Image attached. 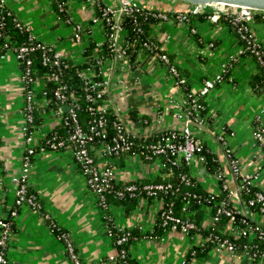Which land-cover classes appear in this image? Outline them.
Returning a JSON list of instances; mask_svg holds the SVG:
<instances>
[{
  "label": "crops",
  "instance_id": "crops-1",
  "mask_svg": "<svg viewBox=\"0 0 264 264\" xmlns=\"http://www.w3.org/2000/svg\"><path fill=\"white\" fill-rule=\"evenodd\" d=\"M100 1L114 4L117 0ZM140 1L156 9L187 6L183 2L171 3L168 0ZM4 2L17 20L29 26L36 39L61 51L73 63L88 61L84 51L93 41L95 57L106 40L102 22L94 20L96 6L89 0L65 2L66 11L83 25L80 39L74 36L73 24L67 23L56 11L52 0ZM206 10L214 13L225 9L211 7ZM251 29L264 47V14L253 20ZM150 35L186 78L187 86L177 84L161 61L139 47L130 67L119 69L109 58H104L101 63L102 74L110 77V107L134 134L146 136L152 131L178 125L179 111L185 99L198 90L203 79L225 69L227 75L223 81L203 97V124L193 127L205 155L208 152L215 165L210 169V160L206 163L194 160L189 170L201 186L219 193L215 171L220 167L224 173L228 172L222 152L223 143L218 139L222 134L238 157L243 171H254L258 164L261 165L253 185L264 192V157L252 134L255 116L260 115L264 120V84H253L252 77L258 71L257 62L252 55L239 53L243 42L234 26L226 16L219 15L215 20L207 15L202 18L192 16L190 22L183 23L157 20L151 25ZM99 68L87 66L83 70L87 75H94ZM20 75L21 64L15 55L0 52V216L12 220L7 264H73L63 241L57 238L56 231L50 228L42 212L15 204L16 184L13 178L21 171V156L28 145L22 128L24 87ZM41 87V82L34 85L40 109L36 112L38 119L31 140L33 145L54 127L64 132L60 128L61 117L53 112L54 107H46L42 112ZM130 110H135L137 119L130 116ZM96 160L99 164L111 161L119 182L154 179L164 173L157 157L147 161L139 155L108 157L99 152ZM27 184L28 189L36 194L42 210L68 232L75 251L86 264H118L107 258L117 251V245L107 234L110 225L131 231L132 237L127 244L131 264H178L194 245L204 241L198 229L187 233L171 227L156 231L162 198H140L129 206L113 200L106 207L99 205L96 195L87 188L84 174L69 147L36 151L31 157ZM229 186L234 187V182L230 180ZM232 203L234 207L242 208L236 194ZM211 207L203 205L200 220L203 227L210 220ZM12 210L16 213L11 216ZM251 214L254 215L253 212ZM254 216L264 220V217ZM231 228L227 221L220 229L222 233L229 234ZM190 263L258 264L239 251L232 253L213 246L204 254L193 255Z\"/></svg>",
  "mask_w": 264,
  "mask_h": 264
},
{
  "label": "built area",
  "instance_id": "built-area-1",
  "mask_svg": "<svg viewBox=\"0 0 264 264\" xmlns=\"http://www.w3.org/2000/svg\"><path fill=\"white\" fill-rule=\"evenodd\" d=\"M89 1L96 6L94 20L101 21L104 28H107V36L109 39L108 57L100 55L99 48L96 51L95 58L97 66L100 67L99 70L94 72V75H87L83 69L78 72L84 79L86 88L89 89L85 96L92 103L88 106V109L93 117L88 121V126L85 128L80 122L77 114L79 104L77 96H72L68 99L62 91L65 86L58 85L53 90V94L58 100L57 105L53 108V112L60 115V128H63L64 132H60L59 127H54L48 134L40 139L37 144H34L35 146L33 143L31 144V140L34 137L35 112L40 109L34 88L36 82L42 83V87L39 90L41 95L40 105L44 108L42 112H45V107L49 105L50 101L48 92L44 88L43 78L36 74V69L32 64V57L29 54L37 48L42 50V63L52 67L51 71L46 74V79L53 82L59 81L61 77V65L67 66L68 59L64 57L61 51L54 49L48 43L36 39L31 34L29 26L24 25L16 18L14 19L16 25L28 31L29 42L17 44L11 41L9 34L2 31L4 14L0 10V39H3V41H0V47H4V53H13L20 62V79L24 87V122L22 128L28 145L26 144L21 156V171L13 178L16 184L15 204L26 205L34 211L42 212L50 228L56 231L57 238L63 241L66 253L73 264L86 263L80 259L75 251L68 232L59 227L48 212L42 210L36 194L28 189L27 176L31 166L32 155L36 151L57 150L69 147L71 148L76 164L84 174L87 188L96 195L99 205L104 207L108 205L107 195L109 193H113L119 198L125 196H134L137 199L159 197L163 199V205L158 213V216L161 218V225L177 228L186 233L190 232V229L196 228L195 222L185 216L189 215L190 211H185L184 216L177 214L174 209L173 200L166 201L165 199L166 194L170 192L173 193L178 189V186H176L173 181H152L143 185H138L134 179V181L119 183L115 176L113 163L106 160L102 164H99L96 160V155L99 152L108 157L131 154L139 155L142 159L147 161L157 157L160 160L164 172L163 176L170 174L171 164L185 163L190 165L194 160L206 163L207 158L203 144L201 140L196 137L193 127L200 126L204 121V113L202 111L204 109V104L200 101V98L206 95L212 87L222 82L225 78V69H223L215 75L203 79L193 96L189 100L185 99L183 102L181 110L179 111L180 123L157 130L160 131L159 135L154 138L152 137L149 142L141 144L139 149L134 150L133 146L135 145L134 138L136 134L133 133L132 129L118 113L115 112L116 117L111 123L113 133L109 135L106 129L107 118L105 114L107 109L111 108L108 97L110 77L102 74L101 63L104 58H109L112 64L118 65L119 69L130 67L126 52V47L128 45L127 40L124 38V35L121 37L122 33H126L122 25V17L140 8H146L152 11L148 13L157 16L160 20H173L177 23H183L190 22L193 14L202 10L200 6L195 5H187L182 9H178L174 6H170L166 9H156L146 6L140 0H117L114 4L103 3L100 0ZM171 3L174 2L171 1ZM59 5L60 9L63 8L61 3ZM4 6H6L4 0H0V8ZM64 10L66 11L65 7ZM257 11H261V9L248 6H237L235 11L214 12L207 15V17L215 20L221 13H233L230 18L231 24L234 26L243 42V46L239 53L243 52L252 55L264 72V47L255 38L251 29L254 13ZM6 12L10 13L11 11L7 9ZM67 14L64 20L67 23L73 24L74 36L80 39L83 29L82 23L76 20L69 12H67ZM191 30L194 31V28H191ZM141 48L150 49L155 59L161 61L167 67L177 84L182 86L186 85V78L181 74L175 63L170 60L169 55L164 51H160L159 45L146 40L141 42ZM64 104L69 105L68 109L65 111L62 110V105ZM254 120L256 123L253 125L252 134L256 145L260 148L262 156L264 157V120L260 115L255 116ZM153 132L155 131L147 135H152ZM218 139L223 143L222 152L225 164L228 167V172L224 173L219 167L215 171V175L218 180H220V189L226 192L228 199L219 200L216 211L213 215L211 214L206 228L213 226L218 221L220 215L225 214L228 216V221L232 226L231 233L235 234V236H246L249 241L244 243L242 248H239L238 244L241 243H236L228 237H222L212 230L204 237V241L200 242V246L208 240L213 243L212 246L216 249H224L232 253L239 251L249 260L258 264H264V248H259L257 242H250L252 239L256 238L264 243V220L257 219V217L254 216L259 215L264 217V192L257 189L253 192L252 196L245 200H243L241 196V191H247L249 185L253 184V179L257 177V170L261 165L258 164L256 166L257 170L243 171L238 157L227 141L224 140V136L220 134ZM178 178L179 181L185 184H190L191 182L190 176L186 173L179 174ZM230 180L234 182V187L229 186ZM235 194L239 196L242 208H236L232 205L229 206V201H232ZM192 197H198V195L191 191L185 192L184 206L189 203ZM184 206L182 208H184ZM239 211L247 213L253 218L252 220L254 222H248L244 218L242 219L243 225L240 226L234 220L235 212ZM251 212H253L254 215L251 214ZM15 213L16 211L12 210L10 215L12 216ZM113 228L114 229L108 226L107 234L117 245V251L115 254H110L107 258L116 261L118 264H131L130 255L124 243L132 237V234L128 229L122 227ZM11 235V218L0 216V264H7V248ZM178 264H188V261L183 258Z\"/></svg>",
  "mask_w": 264,
  "mask_h": 264
},
{
  "label": "trees",
  "instance_id": "trees-1",
  "mask_svg": "<svg viewBox=\"0 0 264 264\" xmlns=\"http://www.w3.org/2000/svg\"><path fill=\"white\" fill-rule=\"evenodd\" d=\"M56 11L61 15V17L65 18L68 14L67 11L64 10V7L66 6L65 1L66 0H52ZM62 4V7L60 9V5ZM7 6V5H6ZM4 6L3 8H0L2 13L4 14L3 17V26H2V31L4 33L9 34V38L11 41L16 42L17 44L19 43H26L29 42L28 38V31L25 29H21L16 25L15 16L13 15L12 11L10 13H7V9L9 10L8 6ZM152 12L147 10L146 8H140L139 10L133 11L129 15H123L122 17V25L126 31L124 33V38L127 40V47H126V52L128 55V60L130 63L133 61L134 53L137 50V48L141 47V42L142 41H154L152 36L150 35V28L151 25L154 24L157 20H160L157 16L152 15ZM211 14V11L207 10H202L197 13H194L193 16H198L199 18H202L203 15H209ZM264 14V11H257L254 13V19H259L261 15ZM233 13H221L220 16H226L228 18L229 23L231 24L230 18ZM105 33H106V40L105 42L99 47V54L102 55L103 57H108L109 56V49H108V44H109V39H108V31L107 28L105 27ZM0 41H3V39H0ZM95 42H91L86 50L84 51L88 61L83 62V63H73L72 61L68 60L67 61V66L61 65V77L59 81L53 82L51 80L46 79V74L51 71L52 67L49 65L43 64L41 61V53L42 50L40 48L35 49L32 51L29 55L32 57V64L36 69V74L41 76L44 81V88L48 92V97H49V107H55L58 103L57 98L53 94V90L55 87L58 85H64L65 87L62 89L64 94L67 96L68 99H70L72 96H77V100L79 102L78 108H77V114L79 117L80 122L82 125L87 128L88 126V121L93 117V115L90 113V110L88 109V106L91 105V101L86 98L85 94L89 90L86 88V83L84 79L78 74L83 68L87 66H94L97 67L96 63V58L93 55V50L92 47L94 46ZM157 44V43H156ZM4 47H0V52H4ZM148 54L152 55V51L148 48H144ZM160 51H162L160 49ZM249 54V53H248ZM254 58V57H253ZM255 59V58H254ZM257 62V61H256ZM258 66V71L256 74L253 75L252 77V82L254 85H260L264 84V72L262 71V68L260 64L257 62ZM227 75V72H224V76ZM187 85H184V87ZM187 88V87H186ZM188 91V90H187ZM189 92V91H188ZM193 95L188 96V100L192 97ZM204 97V96H203ZM203 97L200 98V101L203 103ZM204 104V103H203ZM46 108V107H45ZM204 112V109L202 110ZM130 116L134 119H137L135 110H130L129 111ZM37 113L35 112V121H37L38 116L36 115ZM106 118H107V123H106V129L111 135L113 133V129L111 127V123L116 117L115 111L112 108H108L106 111ZM256 121L253 123L255 125ZM63 130V128H61ZM61 131V130H59ZM160 131H155L152 133V135H147V136H135L134 142L135 145L133 146L134 150H137L140 148L141 144L149 142L152 137L154 138L155 136L159 135ZM116 156V155H115ZM113 155V157H115ZM118 156H123V155H118ZM210 154L206 152V158L209 161V164H211L213 161H211ZM215 165V163L210 165V169H212ZM186 173L188 176L191 178L190 184H185L181 181H179V174ZM162 180H171L173 181L176 186H178V189L174 191L173 193H168L165 195L166 201L168 200H173L174 204V209L177 214H180L182 216L185 215V211L189 210L190 214L185 215L188 219L192 220L196 224L195 229H190V231H195V230H200L203 234L204 237H206L210 231H214L218 233L222 237H228L231 240H234L236 243H241L238 244L239 248H242V245L249 241L246 236H235L233 233L229 234H224L221 232V226L225 224V222L228 221V216L225 214H221L218 221L211 227H203L200 224V220L202 218V213H203V205H211V214L213 215L216 211V207L218 206L219 200H227L226 192L222 189H220L219 193H213L209 190H207L205 187L201 186L200 183L197 182V180L191 176L190 170H189V165L185 163H178V164H171V172L169 175L166 176H159L154 179H136V183L138 185H143L148 182L152 181H162ZM132 181V180H130ZM134 181V180H133ZM126 182V181H124ZM122 183V182H119ZM220 183V180H219ZM255 185H249L247 191H241V196L243 200L249 198L250 196L253 195V192L257 190ZM260 190V189H259ZM186 191H191L194 192L195 194L198 195V197H192L189 200V203L184 206L185 198L184 194ZM111 200L113 201H122L127 203V205H132L133 203L136 202L137 198L134 196H125L123 198L117 197L113 193H109L107 195V201L110 202ZM232 205V201H229V206ZM184 206V208H182ZM235 209V208H234ZM235 222L238 223L240 226L243 225L242 219H246L248 222H254L251 216H249L247 213H243L241 211L235 212ZM113 228L112 225H110ZM156 231H161L162 229L169 228L168 226H162L161 225V218L158 216L157 218V223H156ZM129 230V229H128ZM130 231V230H129ZM131 232V231H130ZM132 234V233H131ZM130 240V239H129ZM124 243V245L127 247V244L129 242ZM250 242H257L259 245V248H264V243L260 242L256 238L252 239ZM213 243L210 241L206 240L202 246L200 245H194L191 250L187 253L185 256V259L188 261V264L190 263L191 258L193 255H201L204 254L211 246ZM131 263V259H130Z\"/></svg>",
  "mask_w": 264,
  "mask_h": 264
},
{
  "label": "water",
  "instance_id": "water-1",
  "mask_svg": "<svg viewBox=\"0 0 264 264\" xmlns=\"http://www.w3.org/2000/svg\"><path fill=\"white\" fill-rule=\"evenodd\" d=\"M172 2H183L187 5L205 6L211 3H225L230 4V7L223 10V12L235 11L237 6H248L255 9L264 10V0H168ZM68 104L62 105L63 110L68 109Z\"/></svg>",
  "mask_w": 264,
  "mask_h": 264
},
{
  "label": "bare ground",
  "instance_id": "bare-ground-1",
  "mask_svg": "<svg viewBox=\"0 0 264 264\" xmlns=\"http://www.w3.org/2000/svg\"><path fill=\"white\" fill-rule=\"evenodd\" d=\"M209 6V8H220V9H226L230 7V4H225V3H211V4H206L205 7ZM214 12H219V11H214Z\"/></svg>",
  "mask_w": 264,
  "mask_h": 264
},
{
  "label": "rangeland",
  "instance_id": "rangeland-1",
  "mask_svg": "<svg viewBox=\"0 0 264 264\" xmlns=\"http://www.w3.org/2000/svg\"><path fill=\"white\" fill-rule=\"evenodd\" d=\"M237 8V7H236ZM200 9L201 10H206V9H209V8H206L205 6H200ZM208 11V10H207ZM214 12V11H213ZM223 12V11H222ZM230 12H232V11H230ZM212 13V12H211ZM30 169V168H29Z\"/></svg>",
  "mask_w": 264,
  "mask_h": 264
}]
</instances>
